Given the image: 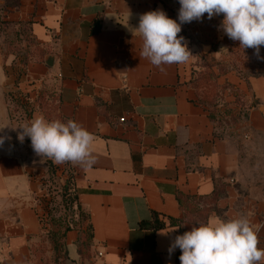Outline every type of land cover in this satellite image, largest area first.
Segmentation results:
<instances>
[{"label": "crops", "instance_id": "obj_1", "mask_svg": "<svg viewBox=\"0 0 264 264\" xmlns=\"http://www.w3.org/2000/svg\"><path fill=\"white\" fill-rule=\"evenodd\" d=\"M5 3L11 2L0 0ZM179 8V0H19L18 8L1 13L15 31L28 25L37 44H20L23 53H34L25 69L0 38L2 264H181L180 249L170 254L169 247L194 226L241 214L264 225V59L249 48L254 75H225L245 105L232 97L230 108L241 118L223 132L218 107L200 102L193 76L204 46L217 55L239 48L221 27L223 14L181 25L188 62L161 71L139 56L140 16L159 9L170 18L171 10L179 23ZM17 93L30 95L33 112L14 124L6 117ZM41 114L72 119L94 137L91 168L63 163L64 181L71 179L88 221L81 232H67L68 258L57 262L36 212L49 176L46 157L34 152L29 137L19 139L20 127ZM154 214L165 229L155 230ZM169 219L182 224L171 226ZM88 228L91 242L80 248ZM258 247L264 248V228Z\"/></svg>", "mask_w": 264, "mask_h": 264}, {"label": "clouds", "instance_id": "obj_2", "mask_svg": "<svg viewBox=\"0 0 264 264\" xmlns=\"http://www.w3.org/2000/svg\"><path fill=\"white\" fill-rule=\"evenodd\" d=\"M179 4V23L159 9L139 18L135 28L142 40L139 56L153 66L163 71L165 65L188 62L192 54L184 37L178 35L181 25L202 20L205 14L209 19L223 14L221 27L228 38L238 41L243 50L254 49L257 57L264 59L259 56L264 46V0H179ZM20 128L19 139L29 137L34 152L55 164L70 162L91 168L96 163L90 151L93 135L72 119L48 120L41 114ZM3 142L0 137V145ZM262 228L264 225L253 224L243 214L200 224L177 235L169 253L179 248L181 264H264V248L258 247Z\"/></svg>", "mask_w": 264, "mask_h": 264}, {"label": "rangeland", "instance_id": "obj_3", "mask_svg": "<svg viewBox=\"0 0 264 264\" xmlns=\"http://www.w3.org/2000/svg\"><path fill=\"white\" fill-rule=\"evenodd\" d=\"M6 48V46H5ZM214 48H209L206 53H198V56L194 60L193 76L194 81L196 82L197 87L200 90V94L205 97L202 101L210 106H217V111L219 114L217 125L219 129H223V132L229 131L231 124H235V118H241L240 115H236L235 111L230 108L231 99L234 97L236 101H233L234 105L244 106L245 99L240 94H236V91L233 89V86L225 83V75L230 73L233 70H236L240 77L247 78L254 75L256 68L253 63L256 57L254 52L247 49L235 50L230 49L220 55H217L213 52ZM18 67V66H16ZM9 106L11 108L10 118L7 122L19 123L22 122L21 118H28L27 113L32 111L33 106L29 105L25 108L24 105H21L20 94L10 95ZM46 100L44 97L42 101ZM39 100L37 104H39ZM36 103V102H35ZM33 112V111H32ZM243 114V113H241ZM52 115V113H50ZM55 118L54 115L51 116ZM12 119V120H11ZM233 119V120H232ZM2 121V120H1ZM9 123V124H10ZM2 124V123H1ZM2 124L0 129H4ZM46 163L48 167L49 176L46 179L47 192L52 195L50 198L51 211L53 213V221H55V226L60 223L70 224V222L76 223L79 221L76 211L67 210L62 205V195L64 194V180L67 175L65 172V167L63 164H55L52 160L46 157ZM56 167L58 171L54 179L51 176L52 172L49 170L50 167ZM49 202V200H47ZM78 220V221H77ZM83 226H87V220L83 222ZM46 252H40L39 255H45ZM2 264V262H0Z\"/></svg>", "mask_w": 264, "mask_h": 264}, {"label": "trees", "instance_id": "obj_4", "mask_svg": "<svg viewBox=\"0 0 264 264\" xmlns=\"http://www.w3.org/2000/svg\"><path fill=\"white\" fill-rule=\"evenodd\" d=\"M11 3H5V5H0V38H4V44L6 46V49L8 52L12 53L16 56L15 59V65L17 66H23L25 69L28 67V65L35 60L34 53L22 52V47L20 44L26 42L29 46H36L32 33L30 31V27L28 25H25L20 31H15L12 24L9 22H5L2 19L1 13L4 11H7L8 8H18L19 7V0H8V2ZM170 18L174 19L173 12L170 10ZM11 36L14 37L13 40H11ZM19 43H16V42ZM23 69V68H22ZM22 72V70H21ZM196 89L199 90V88L196 85V82L194 81ZM26 98H29V94H25ZM201 100H203L205 97H203L202 94H200ZM41 97L38 96V100ZM203 103V101H200ZM206 104V102H205ZM210 106V105H209ZM52 174L51 176L55 177L57 174L56 167L53 165V167H50L49 169ZM47 182L45 181L41 185V193L42 197L41 199L36 197L37 205H36V212L38 214V218L40 221V224L42 226V231L44 232V238L48 241H50L52 248L55 251V261H59L61 258H68V254L66 251V243H65V236L67 232L70 230L80 227V232L83 227V222L85 220L88 221V217L81 211V208L79 205H77V196L75 192L74 185L71 182V179L69 181L64 182V194L62 195V205L67 210H74L76 211V214H78L79 221L76 222H70V224L65 223H57L59 225L55 226V221H53V213L51 211V205L52 202H50V198L52 197L51 194L47 192V187L45 186ZM49 200V202L47 201ZM180 204H183V201L180 199ZM75 207L77 209H75ZM153 227L155 230H163L166 228V223L161 220V217L158 214H154L153 216ZM169 224L171 226L180 225L182 222L180 220H174L169 219ZM92 239V233L91 230L88 228L86 232L80 233V248H88L90 242ZM82 252V251H81Z\"/></svg>", "mask_w": 264, "mask_h": 264}, {"label": "built area", "instance_id": "obj_5", "mask_svg": "<svg viewBox=\"0 0 264 264\" xmlns=\"http://www.w3.org/2000/svg\"><path fill=\"white\" fill-rule=\"evenodd\" d=\"M19 98H20V101H21V105H24L25 108L28 105H29V107L31 106L32 101H31L30 97L26 98L25 94H22L21 96H19ZM100 256H102V254H100Z\"/></svg>", "mask_w": 264, "mask_h": 264}, {"label": "water", "instance_id": "obj_6", "mask_svg": "<svg viewBox=\"0 0 264 264\" xmlns=\"http://www.w3.org/2000/svg\"><path fill=\"white\" fill-rule=\"evenodd\" d=\"M205 48H208V50H209L210 47L209 46H204L203 47V53H206ZM46 64L49 65V66H52V64H50L49 60L46 61Z\"/></svg>", "mask_w": 264, "mask_h": 264}, {"label": "bare ground", "instance_id": "obj_7", "mask_svg": "<svg viewBox=\"0 0 264 264\" xmlns=\"http://www.w3.org/2000/svg\"><path fill=\"white\" fill-rule=\"evenodd\" d=\"M208 48H205V51L207 52Z\"/></svg>", "mask_w": 264, "mask_h": 264}]
</instances>
